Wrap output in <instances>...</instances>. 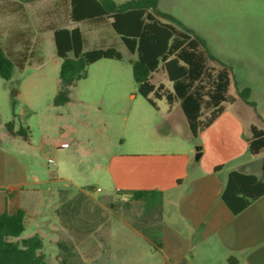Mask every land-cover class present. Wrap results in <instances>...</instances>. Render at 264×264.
Wrapping results in <instances>:
<instances>
[{"label": "crops", "instance_id": "crops-1", "mask_svg": "<svg viewBox=\"0 0 264 264\" xmlns=\"http://www.w3.org/2000/svg\"><path fill=\"white\" fill-rule=\"evenodd\" d=\"M11 10L8 6L0 13ZM230 92L234 100L196 136L179 104H150L161 117L150 111L149 122L138 117L134 131L120 139V150L108 148L94 166L102 186L74 190L69 182L54 188L46 184V190L60 196L55 215L36 188L24 191L30 182L0 184V213L25 209L26 223L39 219L43 242L56 244L70 258L80 251L95 254L99 241L109 251L118 239L119 256L122 261L129 256L130 264H147L137 254L142 242L149 246V264H264V195L238 214L222 198L232 170L260 175L264 158L257 161L258 155L248 150L249 126L257 123L246 122L244 112L253 104L233 85ZM23 138L30 143L29 135ZM47 144L42 141L40 148ZM67 145L58 141L55 147ZM34 178L45 185L37 174ZM136 191L150 193L138 198ZM113 218L119 221L117 234L112 232ZM135 223L149 227V233Z\"/></svg>", "mask_w": 264, "mask_h": 264}, {"label": "rangeland", "instance_id": "rangeland-1", "mask_svg": "<svg viewBox=\"0 0 264 264\" xmlns=\"http://www.w3.org/2000/svg\"><path fill=\"white\" fill-rule=\"evenodd\" d=\"M63 1L25 0L29 15L25 22L16 13H0L3 45H8V30L31 25L34 32V54L25 68H14L9 79L0 77V184L30 182L25 183L24 191L36 188L37 196L46 197L43 203L52 215L56 214L61 200L57 191L45 189L46 184L54 188L69 182L74 190L102 186L97 182L94 166L103 160L108 148L119 146L120 150V139L134 131L138 117L147 122L152 119L147 111L156 113V118L161 117L138 90L129 61L134 55L109 25L77 23L84 29L86 49L113 43L122 52L123 59L102 58L90 64L87 76L72 87L70 101L62 106L54 105L62 59L56 52L53 31L47 25L62 21ZM3 5L0 0V11ZM154 11L163 20L192 29L206 38L211 51L231 66L233 89L251 88L250 99L255 104L249 107V112H244L246 122L253 120L264 127V0H160ZM155 80L165 78L158 73ZM158 103L163 105L164 100ZM9 121L29 128L30 143L7 131ZM63 128L65 134H61ZM44 140L48 144L42 150L40 144ZM58 141L70 145L57 148ZM262 156H256L257 161ZM35 174L45 185L35 182ZM110 224L112 232L117 234L118 219L113 218ZM135 224L149 233V227ZM39 228V219L30 218L20 236L12 239L32 236ZM44 242V264H104L106 259L110 264L133 263L128 260L129 256L122 261L118 239L109 251H104L99 241L95 254L88 256L80 251L71 258L56 244L47 239ZM146 248L149 246L142 242L137 254L143 263L149 264Z\"/></svg>", "mask_w": 264, "mask_h": 264}, {"label": "trees", "instance_id": "trees-1", "mask_svg": "<svg viewBox=\"0 0 264 264\" xmlns=\"http://www.w3.org/2000/svg\"><path fill=\"white\" fill-rule=\"evenodd\" d=\"M3 8L12 7L23 22L29 18L25 0H2ZM160 0H64V15L60 22L47 25L53 31L56 52L61 57L60 85L54 105L70 101L72 87L87 76L90 64L102 59H123L115 44H102L85 48L86 38L81 25L111 26L120 36L130 53L129 61L139 92L154 107L164 100L170 107L179 104L193 135L206 129L234 100L230 89L232 68L211 51L205 37L196 31L155 13ZM31 25L14 28L5 46L0 42V77L9 79L14 68L23 70L34 54ZM20 47H16V46ZM163 73L166 80H155ZM244 100L250 99L251 88L238 89ZM12 135L27 137L28 127H15L14 121L6 124ZM253 155H264V127L252 123L246 138ZM149 191H136V197H147ZM264 195V158L262 173H245L232 170L222 190V198L234 214L246 209ZM27 212L0 213V264H44V242L39 233L14 240L26 227Z\"/></svg>", "mask_w": 264, "mask_h": 264}, {"label": "built area", "instance_id": "built-area-1", "mask_svg": "<svg viewBox=\"0 0 264 264\" xmlns=\"http://www.w3.org/2000/svg\"><path fill=\"white\" fill-rule=\"evenodd\" d=\"M49 161H50V162H53L54 164H56L55 160L52 159V158H49Z\"/></svg>", "mask_w": 264, "mask_h": 264}, {"label": "water", "instance_id": "water-1", "mask_svg": "<svg viewBox=\"0 0 264 264\" xmlns=\"http://www.w3.org/2000/svg\"><path fill=\"white\" fill-rule=\"evenodd\" d=\"M196 149L198 150V147H196ZM199 154H200V152L198 151V153H197V157L199 156Z\"/></svg>", "mask_w": 264, "mask_h": 264}]
</instances>
